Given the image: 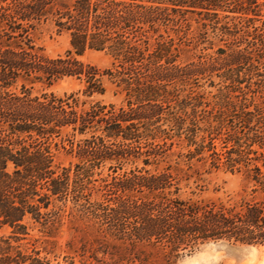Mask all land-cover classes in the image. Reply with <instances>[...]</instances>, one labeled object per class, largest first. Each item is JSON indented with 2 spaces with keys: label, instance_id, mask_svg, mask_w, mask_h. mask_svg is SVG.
Instances as JSON below:
<instances>
[{
  "label": "trees",
  "instance_id": "trees-1",
  "mask_svg": "<svg viewBox=\"0 0 264 264\" xmlns=\"http://www.w3.org/2000/svg\"><path fill=\"white\" fill-rule=\"evenodd\" d=\"M39 1L0 0V227H12L14 238L20 240V235L29 233L25 220L32 215L44 231L51 233L58 228L70 201L69 215L102 219L123 231L127 221L129 250L137 254L132 259L139 260L138 264H170L172 255L181 249L209 240L251 243L253 230L246 231L237 223L259 224L261 213L257 207L247 205L244 213L217 203L210 207L204 200L181 197L179 191L197 164L186 162L185 157L189 160L199 155L197 162L210 163L211 168L235 169L241 159H224L226 145L219 149L217 143L225 129L237 147L232 153H247L245 142L240 141L251 122L261 121L260 116L239 110L230 97L234 91H264V34L256 32L258 26L252 32L247 29L257 18L264 26V1L171 0L174 5H189L206 16L191 38L195 44L188 50L193 58L185 62L179 61L183 48L174 53L167 43L152 48L133 45L125 41L126 37L124 40L123 34L112 37L110 31L83 28L72 32L71 48L65 55L50 57L36 46L31 32L30 22L45 20L49 14L44 9L46 0ZM129 1L112 4L117 8L123 5L129 15L143 12L148 20L166 14L145 4L159 0ZM78 4L82 17L89 18L93 10L98 11L92 0H79ZM210 32L229 40L213 53L207 52L214 44ZM109 40L111 43H107ZM88 49L107 50L117 69L102 73L97 66L80 60L78 57ZM105 73L121 93L125 91L139 105L112 109L110 113L104 112V106L80 110L78 99L69 103L53 94L32 97L28 91V86L37 82L52 84L76 76L85 80L86 94L103 93L101 75ZM19 86L23 91H2ZM191 91H216L214 110L204 108V93L195 99ZM200 111L204 115L200 116ZM68 128L73 136L91 134L95 138L72 141L67 149L54 139L64 137ZM202 131L209 137H201ZM143 137L146 140H139L137 149H145L138 154H145V163L155 165V171L114 180L112 187L124 191L125 197L118 198L115 205L104 204L96 194L103 186L91 180L92 165L88 162L120 160L135 148L113 141ZM224 142L228 143L227 139ZM61 148L85 164H77L73 172L61 167L53 151ZM161 164L164 166L160 168ZM261 221L264 225V216ZM247 232L252 233L245 235ZM13 247L0 236V264L28 260L18 245L15 251L23 261H14L10 257Z\"/></svg>",
  "mask_w": 264,
  "mask_h": 264
},
{
  "label": "rangeland",
  "instance_id": "rangeland-1",
  "mask_svg": "<svg viewBox=\"0 0 264 264\" xmlns=\"http://www.w3.org/2000/svg\"><path fill=\"white\" fill-rule=\"evenodd\" d=\"M27 1H33L37 4L40 2L39 0ZM78 1L46 0L44 9L49 11L48 17L39 22H30L36 46L41 47L48 56L65 55L71 48L72 32L83 28L94 29L93 31L97 32L110 31L112 37L123 34L124 40L126 37L125 41L133 45L152 48L167 43L173 47L174 53L176 49L183 48L179 61L185 62L193 58V54L188 48L195 44L191 42L193 41L192 37L206 17L203 15L205 12L200 13V10L194 12L193 7L189 5L179 7L174 5L171 0H159L158 3L145 2L147 6L156 7L158 12H166L162 18L156 17L158 15L152 16V20H148L149 16L143 12L133 14L134 16L129 15L125 12L123 5H119L117 8L112 4L113 2L124 3L126 0H92L93 7L98 8V11L93 10L90 17L85 18L82 17L83 12ZM137 3L141 2L138 1ZM65 13H70L72 16L69 17ZM154 13L156 14V12ZM225 14L232 15L233 13L226 11ZM262 14V18H264V7ZM128 18L130 21H128ZM256 20L252 21L247 29L252 32L256 28L255 26H258L256 32L264 34V26L261 20L258 18ZM223 21H226V18ZM114 32L117 34H114ZM210 36L214 44H211L213 48L207 50L209 53H213L219 45H225L229 41L221 39V36L216 38L212 32H210ZM110 41L112 40L107 41V43H111ZM194 52L198 53V51ZM78 58L85 63L97 66L102 73L106 69H117V65L113 64V57L107 50L88 49ZM101 79L105 87L103 93L95 91L92 94H86L85 80L76 76H67L52 84L37 82L29 85L30 89L28 91L32 97L53 94L62 100L69 101V103L78 99L77 107L80 110L104 106V112L110 113L112 109L118 110L121 107L129 109L139 105L125 91L121 93V90L112 82L109 74L101 75ZM208 90H211V88H208ZM2 91L19 92L23 90H20L19 86ZM191 92H193L192 97L195 99L204 93V108H207L208 112L214 110L215 101H218V98L214 97L217 94L216 91ZM230 100L234 102L239 110L244 111L249 116H260L261 121L251 122L246 128L248 131L246 136L240 141V144L245 142L247 153H244V155L232 153L231 150H234L236 146H233L232 140L228 138L227 132L229 130L225 129L220 136L218 135L221 140H217V143L219 149L226 145L225 150L222 151L224 159L230 157L241 159L235 164V169L232 170L228 166L221 169L211 168L210 163L197 162L199 155L189 160L185 157L186 162L192 161L193 164H197L190 171L191 178L188 181H183L179 194L184 198L193 197L204 200L210 207L213 206L212 204L217 203L227 209H238L241 213H244L247 205L257 207L261 213V218L258 219L259 224L248 225L244 221H238L237 223L246 231L252 229L254 238L251 243L234 239L209 240L196 245L194 248L181 249L172 255L170 264H264V236L261 237V234L264 233V225L261 221L264 216V116L262 117L264 112L257 115L259 111H264V91H234ZM226 107L232 109L230 105H226ZM202 114L200 111L199 115L202 116ZM194 119H196V116H194ZM66 132L64 137L55 136L54 140L64 143L67 149H70L72 141L83 140L88 137L89 139L91 137L95 138L91 134L81 135L77 133L76 136H73L70 128ZM201 137L208 138L209 136L208 133L204 134L202 131ZM225 139L228 143L224 142ZM139 140L143 143L146 139L143 137L132 141L112 140L115 143L123 141L135 148L120 160L101 162L96 160L95 162L89 161L88 164L86 163L92 165L91 180L103 186L101 192H96V194L104 204L115 205L118 198L125 197L126 193L124 191L112 187L114 180L126 178V176L133 173L144 174L148 171H155V165L145 163L147 156L138 154V151L142 152L145 149H137ZM192 150H194V147ZM53 151L58 155L57 163L61 164V167L68 168L71 172L76 170L75 166L77 164H85V161L83 162L79 157L62 148L59 151L54 149ZM183 151L184 153L187 152L185 149H182ZM163 166L164 164H161L160 168ZM69 192H72L71 189ZM58 204L62 203L58 202ZM70 204H72L70 201L66 203L61 222L57 223L58 228H53L51 233L44 231L41 223L37 222L32 215H29L25 220L29 226V233L20 235V240L14 238L16 234L13 232L12 227L8 225L0 227V236L14 246L13 251H10V257L14 261H20V258L23 261L22 256L15 251L16 246L20 245L24 251L22 252L23 255L25 254L28 258L26 262H14V264H39V262L41 264H138L139 260L132 259L137 254L130 253L129 250L131 237L127 221L126 229L123 231L108 222H104L102 219L92 220L83 216H80V218L72 216L69 215L70 210H68ZM45 210L43 209V211ZM251 233L247 232L245 235ZM36 250L40 252L36 253ZM159 257L161 256L159 255ZM37 259H40V261Z\"/></svg>",
  "mask_w": 264,
  "mask_h": 264
}]
</instances>
